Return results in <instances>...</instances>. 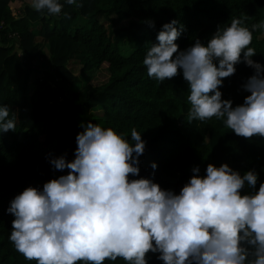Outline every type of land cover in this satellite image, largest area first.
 <instances>
[{
	"label": "trees",
	"instance_id": "obj_1",
	"mask_svg": "<svg viewBox=\"0 0 264 264\" xmlns=\"http://www.w3.org/2000/svg\"><path fill=\"white\" fill-rule=\"evenodd\" d=\"M78 3L82 7L65 4L59 16H49L33 11L30 0H0V105H8L17 121L15 131L0 134V264H30L8 240L14 217L6 209L25 188L42 189L67 174V169L54 170L49 161L74 159L81 124L110 127L130 143L133 128L142 134L140 172L129 179L150 178L178 194L194 167L203 176L208 164H227L241 174L254 169L256 190L264 182V139L237 137L215 118L189 123L188 84L180 71L160 82L150 79L143 65L163 24L177 20L183 26L175 41L182 51L197 39L206 42L233 18L249 28L264 20V0ZM249 46L256 51L252 59L264 64V33L253 32ZM71 63L76 74L67 68ZM103 66L106 82L92 85L94 73ZM235 67V74L224 78L218 89L233 107L248 95L242 85L254 72L243 63ZM43 69L44 79L35 78ZM50 75L59 93L51 87ZM157 256L147 254L148 264H162ZM113 264L124 261L118 258Z\"/></svg>",
	"mask_w": 264,
	"mask_h": 264
},
{
	"label": "clouds",
	"instance_id": "obj_2",
	"mask_svg": "<svg viewBox=\"0 0 264 264\" xmlns=\"http://www.w3.org/2000/svg\"><path fill=\"white\" fill-rule=\"evenodd\" d=\"M78 0H30L37 13L59 16ZM150 27L154 22L145 21ZM177 20L162 25L143 59L147 76L160 82L177 76L188 84L187 121H221L237 137L264 139V64L255 62L253 32L264 33V20L243 25L233 18L202 43L178 51L183 33ZM175 54V55H174ZM254 70L242 90L241 105L222 100L224 78L236 65ZM0 105V134L16 129V117ZM74 159H50L66 175L27 187L6 209L14 219L8 240L34 264H148L158 254L162 264H264V182L227 164H208L201 176L194 167L179 193L164 190L139 175L145 142L135 128L131 143L112 128L81 124ZM156 169L155 163L151 164ZM247 188V191H244Z\"/></svg>",
	"mask_w": 264,
	"mask_h": 264
},
{
	"label": "rangeland",
	"instance_id": "obj_3",
	"mask_svg": "<svg viewBox=\"0 0 264 264\" xmlns=\"http://www.w3.org/2000/svg\"><path fill=\"white\" fill-rule=\"evenodd\" d=\"M18 50V49H17ZM38 62H36V65L38 66ZM68 69H70L74 74H76L77 72V69H76V64L75 63H71L67 66ZM41 72L34 74L35 75V78H39V79H44L45 75H44V69L43 70H40ZM95 74V75H94ZM93 75H94V78L92 79L91 81V84L92 85H100V84H103L106 82L107 78H108V73L105 69V67L103 66L98 72H95ZM92 75V76H93ZM91 76V77H92ZM49 83L51 84V87L54 88V90L56 89L57 93H59L60 91L57 90V87H56V82L54 80V76L53 75H50V78H49Z\"/></svg>",
	"mask_w": 264,
	"mask_h": 264
},
{
	"label": "crops",
	"instance_id": "obj_4",
	"mask_svg": "<svg viewBox=\"0 0 264 264\" xmlns=\"http://www.w3.org/2000/svg\"><path fill=\"white\" fill-rule=\"evenodd\" d=\"M36 62H38V63H39V61H35V64H36Z\"/></svg>",
	"mask_w": 264,
	"mask_h": 264
}]
</instances>
